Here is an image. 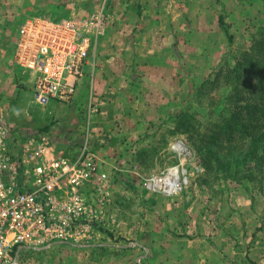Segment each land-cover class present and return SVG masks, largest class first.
Segmentation results:
<instances>
[{
	"label": "rangeland",
	"instance_id": "1",
	"mask_svg": "<svg viewBox=\"0 0 264 264\" xmlns=\"http://www.w3.org/2000/svg\"><path fill=\"white\" fill-rule=\"evenodd\" d=\"M28 1L54 2L59 11L64 9L63 16L44 8L26 10ZM48 1L0 0V122L14 137L21 139L26 134L49 127L50 123L62 121L65 126L86 127L91 115L92 125L102 129L98 137H103L109 144L98 145L96 152L99 150L98 155H103L104 159L110 157L112 166L106 170L116 181L117 177L122 181L113 189V204L107 207L105 224L97 227L100 236L92 243L108 246L106 253L92 252V245L59 249L62 245L59 244L38 253L34 250L24 253L20 264H88L87 260L92 256L94 260L116 256L118 258L113 259L119 264H134L138 255L147 250L151 252L148 243L155 235L162 242L157 254H152L157 258L166 243L173 245L174 251L181 246L188 251H207L209 244L214 246L229 240L236 251V264H260L255 259L253 244L264 232V179L250 183L241 180L239 183L218 176L212 168L208 169L207 157L205 159L192 147L186 135L174 132L172 117L179 111L188 110L197 111L202 121L208 118V110L197 103L196 89L205 79L214 76L224 60L233 64L235 58L249 47L252 37L264 25V0H172L175 6L167 8L170 15L178 19L185 16L186 20L183 18L182 25L174 22L172 32L165 30V34L158 32L159 27L164 31L168 25V18L164 17L168 14H164L163 6L158 24H138L140 27L136 26L135 33H130L129 29L120 34L114 23L109 30L107 46L98 55L99 65H106L110 70V73L104 72L105 78L108 74L106 82L90 88L93 68L86 66L71 102H54L44 107L34 101L31 72L21 69L13 61L14 42L21 23L27 17L37 16H49L56 22L72 16L84 17L101 3L99 0ZM115 3L116 0H108L113 11H116ZM140 14L143 16L144 13ZM221 15L233 37L231 43L219 24ZM10 16L15 20H10ZM155 26L157 29L153 28ZM128 34L129 42L121 36L126 38ZM136 38L145 39L138 43L147 53L140 57L142 62L152 60V56L158 53L157 56L164 55L170 44L176 53L181 70L175 72L174 85L166 90V94L160 92L158 84L151 83L148 90L143 88L147 83L140 79L142 74L136 70L126 71V60L115 53L119 47L125 45L129 48L130 44L135 51L132 43ZM101 40L102 37L98 45ZM125 82L137 84L131 88L126 87ZM220 91L227 90L222 87ZM207 102L202 100V103ZM51 107L54 115H66L65 120L46 118ZM178 145H184L188 151L179 153ZM212 152L218 158L228 156L217 146L212 147ZM211 158L214 161L215 157ZM215 163L212 162L211 167ZM114 166H122L124 173L118 175ZM175 166L187 170L188 184L179 194L164 196L143 187L145 177ZM178 245H181L179 249Z\"/></svg>",
	"mask_w": 264,
	"mask_h": 264
},
{
	"label": "built area",
	"instance_id": "2",
	"mask_svg": "<svg viewBox=\"0 0 264 264\" xmlns=\"http://www.w3.org/2000/svg\"><path fill=\"white\" fill-rule=\"evenodd\" d=\"M106 22L100 10L61 22L35 17L22 23L14 62L31 72L37 104L72 101L84 67L94 69L90 56H95ZM14 136L0 122V264H20L24 253L57 244L91 246L119 181L101 168L87 140L70 157L54 154L48 131ZM177 149L188 151L184 145ZM114 168L118 175L125 171ZM187 184V170L179 166L142 182L147 191L164 196L179 194Z\"/></svg>",
	"mask_w": 264,
	"mask_h": 264
},
{
	"label": "crops",
	"instance_id": "3",
	"mask_svg": "<svg viewBox=\"0 0 264 264\" xmlns=\"http://www.w3.org/2000/svg\"><path fill=\"white\" fill-rule=\"evenodd\" d=\"M51 1V0H49ZM48 1V2H49ZM101 3L100 4H96L94 6V8L97 9L94 10V8H92L94 11L90 12L89 15L98 12L100 10H103L105 12V15L107 17V22H106V28H105V32L100 36L102 37V40L100 41V44L97 46L96 51L94 53V57L92 59L95 60V65H94V69L91 73V77H92V81H91V86L90 88H93L94 85L96 86H101L102 84H104L106 82V79L108 77V74L106 75L107 77L105 78L104 76V72L106 71L110 73L109 68L105 65V66H100L99 63L100 61H98V59H100L98 57V55H101L100 53L102 52V49L104 47H106V42L108 40V35H109V30L112 28V25L114 23L115 27L117 29V31L121 34H123V32L125 30H129L130 29V33H135L137 32L136 30V26L137 28H139L140 24H146V25H156L158 24L161 19L160 17H162V13L161 12V7L163 6V10H164V14H168V16L170 15V10H167V8H172L173 6H175V4L173 3L172 0H165L166 2H163L160 4L159 0H116V11H113L110 9V4H108V0H99ZM28 5L26 6V10H37L40 8H44L45 9H49L51 11H53L54 14H58L61 15L64 11V9H62V11H59V9H57L56 5H54V2H49L51 4H45V3H41V2H31L28 1L27 2ZM114 4V3H113ZM180 5V3H178ZM178 4H176L178 6ZM68 8H72L70 10H73L72 6H69ZM143 9V12H142ZM145 10H147V12H145ZM187 10V9H186ZM74 11V10H73ZM71 15L73 14L72 11ZM116 12V13H115ZM140 13H144L143 16ZM87 15V16H89ZM173 15V14H172ZM172 15H170L169 17L167 15H164V17H167V21H168V25L165 27V29H163L164 31H160L162 30L161 27H159V33L160 34H165V30H172V25L175 22V24H184L183 18L185 19V16H182V18L180 17V19L173 17ZM63 16V15H61ZM84 16V17H87ZM38 18H46V19H50V17L46 16V17H39ZM72 17H77V16H72ZM83 17V16H82ZM142 17V19H141ZM15 17L10 16V20H15L13 19ZM190 18V17H189ZM194 22L196 23V15L194 16ZM27 19H29V17H27ZM192 19V18H191ZM117 20V21H116ZM160 20V21H159ZM174 20V21H173ZM186 20V19H185ZM139 24V25H138ZM22 25V23H21ZM133 25V26H132ZM155 29H157V27H153ZM186 29V28H185ZM172 32V31H171ZM187 33V31H186ZM19 32H17V36L14 42V50H13V61H14V52H15V48L18 42V36ZM122 38L126 41L129 42V34L126 35L127 37L125 38L124 35H121ZM134 39V38H132ZM138 39V40H137ZM141 40V41H140ZM145 39L142 38H136V41L132 44L135 45V51H134V47H132V45L130 44L129 48L128 46L126 47L125 45L122 47H119L120 49H122V51L118 50L115 51V53L117 55H121L124 57V60H126V62L124 63V69L126 71H131L132 70H136L138 72H140V74H142V76H140V79H144V81L147 83V85H145L146 90H148V87L150 88V84L154 83V84H158L156 86H158V89L161 91H164L166 94V90L171 88L172 85H174V76H175V72L180 69V64L178 62V57L176 55V53L172 50V46L170 44L169 50L165 51L164 55L161 56H157L158 54L152 56V60L149 61H143L141 60V56L145 57L147 53H145V51H143L144 49H141V46H138V43H142ZM125 41H123V44L125 43ZM103 43V44H102ZM180 43H184V42H180ZM100 48V49H99ZM138 50V51H137ZM155 50V49H154ZM93 56V55H92ZM99 66H98V65ZM93 68V67H92ZM24 72V71H23ZM111 75V74H110ZM131 79L132 81H134V77L131 75ZM28 81V79L26 80V82ZM25 82V83H26ZM133 85H132V84ZM125 82L126 87H134L135 84L134 82ZM139 86L141 87L142 84ZM155 87V86H154ZM164 89V90H161ZM159 93V92H157ZM159 93V94H161ZM52 105V104H51ZM50 106V105H49ZM56 106V105H55ZM55 108V107H54ZM53 107H51L50 109H48V111L46 112L45 116L46 118H55L56 120L60 118V120H65L66 115H58V113L55 115L53 114ZM92 116L90 115V121L88 123V126H82V128L80 127H74L71 125L70 126H65L64 124H62L61 122H58L56 124H48V128L52 140H53V149H54V154L55 155H66V156H70L73 157L75 156V154L81 149V146L83 145V143L87 140L89 141V144L91 146V148L96 151V147L98 145H101L104 143V145L107 144V146L109 145L107 140L105 141V139L102 137H98L99 135V130H102L101 128H98L97 126L92 125L91 122ZM78 120V119H77ZM79 121V120H78ZM64 125V126H63ZM63 126V127H62ZM81 126V125H79ZM68 127V128H67ZM74 128V129H73ZM70 130V131H69ZM98 138V139H97ZM107 139V138H106ZM100 142V143H99ZM99 143V144H98ZM104 151L107 150L106 147H104L103 149ZM99 151V150H98ZM97 151V155L98 152ZM101 151V150H100ZM100 158V162H101V168H105L108 169V167L112 166L111 161H110V157L107 156L106 159H104L103 155H98ZM102 156V157H101ZM106 164V165H104ZM219 230V228H218ZM263 236V237H262ZM219 238V237H217ZM264 238V232H262V235L260 236V238L258 240H256L255 245L254 246V253L255 255V259L260 263V264H264V254L261 255L260 253L264 252V240L261 241ZM230 239V236H229ZM169 241V240H168ZM200 242V241H198ZM219 242V241H218ZM177 243V242H176ZM162 242H160V240L156 239V235L155 237H153L152 241H149L148 243V248L151 250V252L149 253V251L147 250V252H145L143 255H138L136 258V261H133L134 264H236V251L234 249V247L232 248L231 243L229 240H227L226 242L222 243V244H215L214 246H210V244L208 246H206L207 251L201 250L199 251V249L197 250H185L184 247H182L181 245H178L177 248L180 249L177 251H174V246L171 244H165V248H162V252L159 253V259L155 256L157 255H152V254H157L158 249L160 248ZM59 245V244H57ZM78 245H68V244H62L60 245L58 248L62 249V248H77ZM103 245L100 244H94L92 245V252L96 251L95 253H106L108 250L106 251H101L99 249V247H102ZM120 246V245H118ZM106 247V246H104ZM108 247V246H107ZM90 248V247H88ZM164 252V254H163ZM259 254V257H258ZM191 255V258H189V256ZM162 256H164V258L162 259ZM113 258H118V257H106V258H96V260L93 259V256L90 257V259L87 260V262H89L88 264H106V262H111L113 264H119L117 263L118 260L113 259ZM138 260V261H137ZM140 260V261H139ZM95 261V262H94ZM143 261V262H142Z\"/></svg>",
	"mask_w": 264,
	"mask_h": 264
},
{
	"label": "trees",
	"instance_id": "4",
	"mask_svg": "<svg viewBox=\"0 0 264 264\" xmlns=\"http://www.w3.org/2000/svg\"><path fill=\"white\" fill-rule=\"evenodd\" d=\"M219 24L231 43L233 37L222 15ZM222 87L227 91L221 92ZM195 96L197 103L208 110V118L202 121L197 111H179L172 117L174 132L186 135L192 147L207 157L208 169L218 176L239 183L264 179V25L234 63L224 60L214 76L197 87ZM203 99L208 102L202 103ZM215 146L228 156L218 158L212 152ZM212 162L216 163L211 167ZM99 249L106 251L109 247Z\"/></svg>",
	"mask_w": 264,
	"mask_h": 264
}]
</instances>
